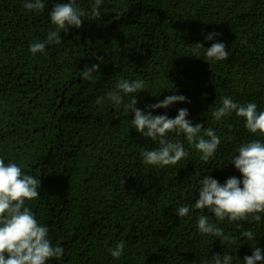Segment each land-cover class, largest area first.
<instances>
[{"label": "trees", "instance_id": "1", "mask_svg": "<svg viewBox=\"0 0 264 264\" xmlns=\"http://www.w3.org/2000/svg\"><path fill=\"white\" fill-rule=\"evenodd\" d=\"M68 2L46 0L44 10L30 12L24 0H0V159L41 181L26 206L48 227L53 247L64 249L48 264H213L224 253L244 264L254 248L264 249V213L258 222L218 221L194 204L207 175L221 185L242 181L232 159L241 145L264 142L235 113L213 116L222 97L264 111V0H103L99 17L91 14L95 0H76L84 22L65 33L49 12ZM53 31L63 42L33 55L30 45ZM217 42L229 57L209 61L205 49ZM94 64L99 72L84 80L81 71ZM121 80H142L144 89L121 93L116 107L107 94ZM173 94L187 102L151 109ZM132 95L145 114L175 118L187 109L193 125L220 137L214 155L204 160L194 143L170 132L166 138L187 156L176 165L144 164L141 153L160 145L134 128L126 107ZM182 205L186 217L176 215ZM201 215L228 239L200 233ZM249 230L253 239L241 236ZM121 242L116 259L110 250Z\"/></svg>", "mask_w": 264, "mask_h": 264}, {"label": "clouds", "instance_id": "2", "mask_svg": "<svg viewBox=\"0 0 264 264\" xmlns=\"http://www.w3.org/2000/svg\"><path fill=\"white\" fill-rule=\"evenodd\" d=\"M103 0H95L92 15L100 16V6ZM24 8L30 12L42 11L46 8V0H24ZM86 13L76 6V0L68 3L56 4L49 12V18L57 29L66 33L67 27L80 28L84 22ZM215 33L207 36L212 40ZM63 41L59 31L50 32L44 42H33L30 52L35 55L45 52L46 44L59 45ZM198 48L202 45L196 44ZM204 49V48H203ZM205 56L209 61H224L229 57L226 45L222 42L213 43L210 48L205 49ZM103 59L101 58L100 63ZM100 64L85 67L82 72L84 80H92L94 74L99 72ZM118 91L107 94L116 107L123 103L124 95L142 92L144 82L121 80L117 85ZM98 98L97 102H100ZM187 102L182 95H170L163 101L151 105V109H167L173 104ZM222 107L213 113L216 120L235 113L245 121V128L251 134L264 136V111H257L255 103L240 105L231 97L221 98ZM136 95L126 105L134 113L131 121L138 133L144 137L159 141V148L146 150L141 153L143 163L151 166L165 167L176 165L187 156L184 146L180 142L167 139V134L175 132L183 134L190 144L202 153V158L208 160L214 155L221 143L220 137L211 128L204 129L202 125H193L187 119V109H179L175 118L165 115L153 116L150 113L137 109ZM203 131V135H200ZM207 137V139H205ZM231 163L241 173L242 181L236 177H230L221 185L219 181L211 176H205L198 190V199L194 207L199 210L207 209L218 221L226 218L230 221H242L251 217L255 221L261 220L264 213V142L253 140L241 145ZM40 179L24 174L22 168L16 163H5L0 159V264H48L53 258L59 259L64 253L61 246L53 247L49 239V229L41 225L26 202L33 201L39 197L38 188ZM242 184V186H241ZM189 214V206L182 205L176 209V215L186 217ZM198 229L202 234H210L216 237L223 236V230L209 222V217L201 215L198 218ZM242 237L254 238L252 231L241 233ZM124 243H118L111 249V255L118 259L123 254ZM230 254H215L212 257L213 264H232ZM244 264H264V249L254 248L251 256L244 257Z\"/></svg>", "mask_w": 264, "mask_h": 264}]
</instances>
